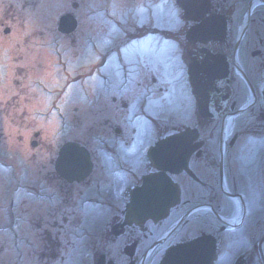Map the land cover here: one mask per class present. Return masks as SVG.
<instances>
[{
  "label": "flooded vegetation",
  "instance_id": "obj_1",
  "mask_svg": "<svg viewBox=\"0 0 264 264\" xmlns=\"http://www.w3.org/2000/svg\"><path fill=\"white\" fill-rule=\"evenodd\" d=\"M170 3L180 24L163 32L175 48L184 94L177 99L185 105L174 104L167 125L154 129V142L173 138L166 175L176 201L166 217L141 224L125 218L129 190L156 171L145 158L135 172L108 149L116 158L93 161L81 183L58 176L50 161L54 207L43 201L16 209L9 197L0 201V264H63L64 226L77 229L70 218L78 215L83 229L105 215L75 244L87 264H160L167 250L196 240L200 264H264V0H185V9ZM197 25L212 37L187 40ZM136 34L125 35L122 47L143 40L155 60L158 28L145 24ZM157 82L141 86L139 111L147 119L156 114L147 94ZM87 212L97 217L93 224Z\"/></svg>",
  "mask_w": 264,
  "mask_h": 264
},
{
  "label": "rangeland",
  "instance_id": "obj_2",
  "mask_svg": "<svg viewBox=\"0 0 264 264\" xmlns=\"http://www.w3.org/2000/svg\"><path fill=\"white\" fill-rule=\"evenodd\" d=\"M65 13L76 17L78 27L71 35L61 36L57 31V23L59 17ZM145 24L157 26L161 30H173L178 27L176 11L171 10L170 0H0V162L14 167V171L11 170L13 173L0 172V182H4V189L8 187L7 181L10 184L12 181L24 180L38 182L41 177L37 170L42 169V165L46 168L44 173L51 170L48 161L55 157L58 145L66 138L80 140L92 149L94 155L96 143L95 139L92 140V135L100 134L105 128L110 142L123 143V138L113 133V129L120 126L124 131L127 130L129 109L119 113L105 103L108 100L105 87L117 97L115 89L120 79L119 76H114V59L109 60L108 72L115 77V82L108 78L105 69L101 75L107 77L106 81L99 78L90 80L92 96L99 97V101L104 102L107 110L105 114L98 113L94 103H86L83 97L86 88L90 90L91 87L84 88L85 83L81 82L73 85L70 92L64 95L63 109L67 119L63 118L60 129L55 112L51 114L52 105L66 76L72 79L86 72L97 62V57L91 52L93 39L99 44L95 53L98 55L99 51L103 53L104 48L119 42L123 36L121 30L134 33ZM6 28L9 29L8 33H4ZM159 36L160 50L155 60L149 56L150 52L145 51L134 52L125 57L133 63L132 70H136L132 71L133 74L130 68L124 71L127 81L130 84L134 81L131 84L132 89H127L129 93L126 94L125 100L133 110L135 101L142 93L138 83L146 84L151 76L156 77L158 84L154 89L162 87L164 91L154 92L155 118L164 121L174 104L185 105V101L180 102L178 100L182 99H177V96L184 94L182 85L177 82L179 74L176 70L174 45L163 39L166 36ZM99 47L103 48V51ZM142 63L146 69L142 67ZM140 69L144 72H140ZM126 87H129L127 83ZM99 105L101 106V103ZM43 110L44 112L37 113ZM60 115L59 112V117H62ZM107 118L109 121L104 126ZM65 121L71 122L72 133L65 130L68 126ZM34 132L39 133L40 144L32 149L28 140ZM150 133L151 130L144 127L136 137L135 143L134 140H126L125 144H135L139 148V155L140 146L151 143ZM76 134L78 138H73ZM19 135H22L20 141ZM138 137L140 139L137 140ZM11 155L13 159L9 158ZM139 160H142L141 156ZM20 162L25 167L22 172L15 167ZM46 180L50 193H58L55 180L47 175ZM3 196L4 194L0 196V201ZM45 205L48 209L55 206ZM85 214H88V221L93 224L97 217L89 212ZM104 217L105 215L99 216L97 220L101 222ZM70 219H73L72 223L80 226L78 228L85 227L81 224L83 215ZM100 222L98 227L92 226L99 228L102 224ZM70 230V226H64V264H87L81 256L82 249H78L79 244L75 247V242L72 241V245L68 243L71 241L67 236Z\"/></svg>",
  "mask_w": 264,
  "mask_h": 264
},
{
  "label": "water",
  "instance_id": "obj_3",
  "mask_svg": "<svg viewBox=\"0 0 264 264\" xmlns=\"http://www.w3.org/2000/svg\"><path fill=\"white\" fill-rule=\"evenodd\" d=\"M76 25L75 20L72 16L66 15L60 18L58 30L62 33H69L74 30ZM75 144H66L65 147L61 150L60 153V160L63 159L65 161L69 160V157H71V152H81ZM84 157L87 158V155L82 152ZM82 153H79V157L76 159H82ZM169 185L167 184L166 178L162 175L160 176H154V177H147L144 179L143 187L141 189H137L135 193L133 194V202L130 205L129 210V217L131 215H134L138 212V209L142 210V213H137L139 215V218H146V217H153L158 218L160 216H163L165 208L168 203H164L167 198H165V192L167 191ZM159 205H163L161 207H158ZM146 213V214H145ZM194 247H197V245H194ZM185 254L182 257L186 258L188 256H195L198 257L199 253H193L190 254L187 249H184ZM172 256L170 253L166 255L164 261L162 264H173ZM190 263H196L199 262L194 261V259H191L189 261Z\"/></svg>",
  "mask_w": 264,
  "mask_h": 264
}]
</instances>
